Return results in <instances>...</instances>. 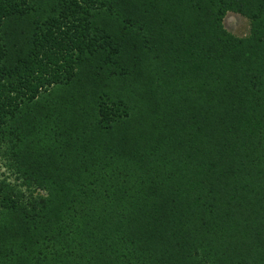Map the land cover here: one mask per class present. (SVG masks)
I'll return each mask as SVG.
<instances>
[{"label": "trees", "instance_id": "obj_1", "mask_svg": "<svg viewBox=\"0 0 264 264\" xmlns=\"http://www.w3.org/2000/svg\"><path fill=\"white\" fill-rule=\"evenodd\" d=\"M0 168V264H264V0H0Z\"/></svg>", "mask_w": 264, "mask_h": 264}, {"label": "rangeland", "instance_id": "obj_2", "mask_svg": "<svg viewBox=\"0 0 264 264\" xmlns=\"http://www.w3.org/2000/svg\"><path fill=\"white\" fill-rule=\"evenodd\" d=\"M222 25L224 27V29L229 32L230 34H232L235 37H248L251 34V22L250 20L245 17L242 14H239L237 12H233V11H228L223 20H222ZM95 78V77H93ZM1 172H4L3 168H0ZM4 174H8L10 175L9 177H11V174L9 171L4 172ZM14 176V175H12ZM12 178V177H11ZM41 193L43 195H45V192H38Z\"/></svg>", "mask_w": 264, "mask_h": 264}]
</instances>
